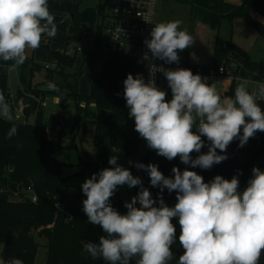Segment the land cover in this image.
I'll return each mask as SVG.
<instances>
[{"label": "clouds", "instance_id": "clouds-1", "mask_svg": "<svg viewBox=\"0 0 264 264\" xmlns=\"http://www.w3.org/2000/svg\"><path fill=\"white\" fill-rule=\"evenodd\" d=\"M48 0H0V59L21 65L27 50L40 46L46 35H57V26ZM181 21L159 22L152 25L150 39L144 41L151 53L150 78L128 74L124 80V98L128 115L135 122L147 146L169 161L179 157L192 168L210 169L227 159V147L236 139L240 146L264 132V83L258 92H250L245 84L236 87L234 98H222L215 85H210L190 69L175 70L157 67L152 58L165 63H178L179 53L189 48L194 38ZM166 77L172 98L155 83L154 74ZM0 116L11 121V109L0 93ZM242 130V135H241ZM17 134L15 126L8 132L11 139ZM202 137L210 142L207 153ZM112 153L119 149L113 147ZM201 153L195 159L192 153ZM119 154L111 155L113 167L94 173L81 185L86 196L82 211L87 221L102 228L99 243L82 242L83 251L92 258L108 264H169L173 259L172 245L177 240L173 218H178V241L183 249L178 264H259L264 253V171L253 167L247 187L240 190L238 176L230 180L216 175L205 182L197 172L172 168L166 177L156 164L136 167L144 169L150 184L159 187V202L143 187L139 177L117 163ZM129 163H132L129 161ZM129 189L140 186V191L125 202L126 213L121 214L110 203L118 186ZM177 193L174 207L165 204L162 193ZM139 204V207H137ZM0 264H23L18 258L0 259Z\"/></svg>", "mask_w": 264, "mask_h": 264}, {"label": "trees", "instance_id": "trees-1", "mask_svg": "<svg viewBox=\"0 0 264 264\" xmlns=\"http://www.w3.org/2000/svg\"><path fill=\"white\" fill-rule=\"evenodd\" d=\"M187 1L193 7L203 6L217 10L221 16L231 20L235 17H244L264 37V24L251 17L255 11L264 16V0H242L238 5H232L226 0ZM48 5L51 14L52 12H66L69 16L72 14L68 32L71 42L82 41L83 31L81 28L84 24H98L99 29L105 27L102 26V22L108 16L107 0L104 3L99 2L94 7L84 9H79V2L74 4L71 3V0H48ZM53 16L55 19H59L58 21L62 19ZM98 49L99 43L93 50L95 54L89 52L84 56H77V52L72 55L65 53L61 55L57 50L52 51L58 66L59 64L63 65L64 56H66L70 58L71 64L78 67L76 76H74L77 83L72 86L71 98L76 103V114L80 115L81 113V109H79L81 101L88 104L85 110H88L90 105L94 106L93 144L97 155L93 161L82 158L73 137L66 146L48 140L47 125H44L43 108L40 105L44 99V89L38 86L33 87L31 81H28L30 78L28 75L32 77V73L39 70L40 67L28 57L20 65L22 86L16 91L17 99L26 98L29 101V105L25 107L27 118L29 119L33 114L35 117L33 121L29 120L25 124L0 118V246H4L1 255L6 262L18 258L23 261V264H36L40 247L34 235L37 233L48 240V256L45 264H108L107 261L100 258L94 259L83 251L82 242L99 243L100 236L90 227L87 217L82 211L84 200L82 184L76 183L74 179L84 176L90 178L94 173L98 174L104 168L113 167L108 163L111 155L119 154L117 163L121 165L125 159L139 151L145 140L135 131L134 120L128 117L123 82L128 74H132L134 78L137 75L143 78L144 76L141 66L132 57L124 53L107 52V58L102 63L101 69L93 73L90 91L87 94L80 93V77L85 64L97 54ZM188 53V48L180 52V60L190 63ZM223 60L239 65V73L242 76L264 78V63L253 60L246 50L236 45L231 39L223 47L215 49L213 63L219 64ZM0 63L6 65L13 62L0 59ZM3 70L0 72V93L7 101L8 76ZM49 76L51 75L47 74V77ZM166 93L167 99L170 100L172 98L170 87L167 88ZM258 103L264 109V102L258 101ZM64 116L62 110L57 115L51 113L48 119L49 127L55 130L57 125L61 126ZM13 126L16 127L17 134L9 139L8 132ZM86 133L84 128L83 136L88 138ZM202 139L205 146L201 149V153H207L210 142L206 137H202ZM113 147L119 149V152L112 153ZM62 150L65 151L64 157L67 159V164L80 168L77 175L64 176L63 166L65 164L57 159L58 152ZM217 152L226 155L227 159L219 164H214L207 170L185 165L179 157L169 161L167 158L159 156L151 148L138 162L123 167L128 168L133 176L141 179L143 187L149 189L157 204L161 196L160 189L150 184L148 172L137 168V163L156 164L166 177L174 175L172 173L174 166L181 171L187 168L197 172L205 182L211 181L216 175H221L229 180L233 176H238L242 191L247 187L248 181L252 177L253 167L264 171V132H260V138L255 133L254 137L250 138L242 147L239 144V139H236L227 147L226 153H221L219 149ZM201 153L193 152L192 158L195 159ZM28 187H32L37 194V202L29 199L26 192ZM139 191L140 186L131 189L127 185L118 186L110 203L121 214H124L127 211L124 207L125 202L130 201ZM15 194L19 195V200L13 198ZM176 195L175 191L169 193L167 189H164L162 197L165 204L174 207L177 202ZM172 222L176 226L177 240L172 245L173 259L169 264H178L179 256L183 253L178 241L180 226L178 218H173ZM137 259L138 257H134L130 264H136ZM259 264H264V253L261 254Z\"/></svg>", "mask_w": 264, "mask_h": 264}, {"label": "rangeland", "instance_id": "rangeland-1", "mask_svg": "<svg viewBox=\"0 0 264 264\" xmlns=\"http://www.w3.org/2000/svg\"><path fill=\"white\" fill-rule=\"evenodd\" d=\"M107 1L108 16L105 17L104 22H102V26L107 25L113 0ZM226 1L232 5H238L242 2V0ZM78 2L80 3L79 9H84L94 7L99 2L104 3L106 0H71V3L74 4H77ZM52 15L61 18L63 17L67 20V22H61V18L60 21H58L59 19H54L57 26V35L52 38L44 37L38 48L27 50V57L31 58L34 61V64H37L40 67L39 70L32 73V77L28 75L30 77L28 81H31V85L33 87L38 86L41 89H44L45 94L43 95V100H47V105L42 106L44 114L43 121L44 125H47L46 127L50 129L51 138L48 137L47 132L48 140L61 146L68 145L72 137L76 140V142L77 140L80 142L83 141L87 145V150L85 151L86 157L95 159L97 155L96 148L93 144L95 127L92 124V116L95 110L93 105H90L89 109L85 110V107L88 104L85 101H81L80 107L78 104L79 109H81V113L80 115H77L75 108L76 103H74L71 99L73 94L72 86L77 83L74 76H76L78 67L75 64H71L70 58L66 56H64L65 60L63 61V65L59 64L58 66L52 51L57 50L62 55L63 53L67 54L66 50H74L73 54L77 52V56H84L89 52L95 54L93 50L99 43L97 54L90 58L87 65L86 73L87 77H89V72H98L101 69L102 63L107 58V51L105 50L107 31L104 27L99 29L98 24H84L81 28L83 31L82 41L71 42L68 38L69 30H66L71 16H69L66 12H52ZM251 17L253 20L264 24V16L261 13L255 11L251 14ZM154 18V25L159 22L175 20L181 21V29H186L194 38L193 44L188 48V59L190 63L199 65L213 63L215 49L217 47H223L230 39L236 45L246 50L253 60L264 63V37L261 36L256 28L244 17H235L231 20L221 16L220 12L217 10H212L203 6L193 7L187 0H158ZM93 41L96 46L91 47L90 43ZM62 48H64V50ZM78 48H80L79 51L77 50ZM179 61L182 60L179 59ZM2 70L5 71L8 76V99L9 93H16V91L22 86L20 81V65H14V62L6 65L2 64L0 72ZM47 74H50L51 76L47 77ZM87 81L89 82V85L87 84L86 87H84ZM90 84L91 81L89 79H85L84 81L81 80L79 91L80 89L87 88L89 90ZM217 90H220V86H217ZM60 110H62L65 115L64 119L61 121L62 124L59 126V129L56 130L55 128V130H52V128L49 127V116L51 113L57 115ZM25 116L27 119L26 113ZM34 117L35 114L29 118L30 121H33ZM84 128L86 129L88 138L83 136ZM148 150L149 147L145 141L140 146L139 151L133 156L125 159L121 165L129 166L138 162ZM64 156V150L58 152L57 154V159L65 164L63 166L64 176L69 177L77 175L80 172V168L74 165H68L67 159ZM129 161L132 163H129ZM87 178L88 177L84 176L73 179L76 183L82 184ZM13 198L17 200L20 199L17 194H15ZM84 199H86L85 195ZM89 225L99 236L104 235L100 226L93 225L91 223H89ZM34 235L36 241L40 244L36 264H45L48 256V240L46 237L40 236L37 233H34ZM3 248L4 246L1 245L0 259H2L1 252Z\"/></svg>", "mask_w": 264, "mask_h": 264}, {"label": "built area", "instance_id": "built-area-1", "mask_svg": "<svg viewBox=\"0 0 264 264\" xmlns=\"http://www.w3.org/2000/svg\"><path fill=\"white\" fill-rule=\"evenodd\" d=\"M158 0H113L111 4V12L109 20L105 29L106 48L105 50L110 53H124L133 59L141 66L145 82L150 78L151 71L149 67V60L144 59V54L151 53L146 47L144 41L150 39L152 25L154 26L155 9ZM47 38V36H44ZM78 51L80 48L77 49ZM67 54H73L74 50H66ZM152 63L157 67L163 66L165 69L175 70L177 68L190 69L193 74H199L206 79L210 85L220 86L217 90L222 98L233 97L235 89L240 84H245L250 92L257 91L259 84L264 83V78L256 79L251 76H242L239 73V65L235 62H226L223 60L219 64L210 63L206 65H199L193 63H185L179 61L178 63H165L158 58H152ZM2 64L0 63V67ZM155 83L162 90L169 88L166 77L161 72L154 74ZM229 93V94H228ZM26 98L17 99L16 93H9L7 103L10 106L13 122L26 123L30 119H26L25 105L23 100ZM264 102V100H258ZM41 106L47 105V100L40 102ZM29 105V104H28ZM27 105V106H28ZM129 111V109H128ZM0 118L4 119L2 116ZM6 120V119H5ZM9 121V120H8ZM56 130L59 129L57 125ZM50 136V129L46 127V133ZM257 137L260 138V131L256 132ZM26 192L29 199L37 202V194L33 191L32 187H28Z\"/></svg>", "mask_w": 264, "mask_h": 264}, {"label": "crops", "instance_id": "crops-1", "mask_svg": "<svg viewBox=\"0 0 264 264\" xmlns=\"http://www.w3.org/2000/svg\"><path fill=\"white\" fill-rule=\"evenodd\" d=\"M63 21H66L67 22V20H65V18H63L62 17V20H61V22H63ZM68 23H69V25H68V27H67V29L66 30H69V27H70V25H71V18H70V20L68 21ZM93 45H94V41L92 42V43H90V46L91 47H93ZM65 46V45H64ZM63 50H64V48H62ZM90 60V59H89ZM89 60H88V62L85 64V68H84V73H83V75H82V77H81V79H80V86H81V80L82 81H84L85 79H89L90 81H91V79H92V76H93V73H92V71L91 72H89V77H87V65H88V63H89ZM89 82L87 81V83L85 84V86L84 87H86V85L88 84ZM89 85V84H88ZM90 87H91V84H90ZM90 87H89V90H88V88L87 89H80V93H82V94H87L89 91H90ZM93 108H94V106H93ZM77 146H78V148H79V151H80V153H81V155L83 156V159L84 160H95V159H92V158H87L86 157V150H87V145L85 144V142H83V141H79V140H77ZM92 146H93V144H92Z\"/></svg>", "mask_w": 264, "mask_h": 264}, {"label": "water", "instance_id": "water-1", "mask_svg": "<svg viewBox=\"0 0 264 264\" xmlns=\"http://www.w3.org/2000/svg\"><path fill=\"white\" fill-rule=\"evenodd\" d=\"M70 16L72 17V14ZM28 102L29 101L27 99L23 100L24 105L28 104Z\"/></svg>", "mask_w": 264, "mask_h": 264}]
</instances>
